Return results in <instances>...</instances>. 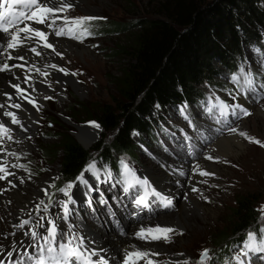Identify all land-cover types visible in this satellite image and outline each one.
Masks as SVG:
<instances>
[{"label": "rangeland", "instance_id": "obj_1", "mask_svg": "<svg viewBox=\"0 0 264 264\" xmlns=\"http://www.w3.org/2000/svg\"><path fill=\"white\" fill-rule=\"evenodd\" d=\"M156 3L157 0H71L66 4L70 7L63 8L64 13L58 11L60 17L57 18V22L51 24L50 18L46 17L44 24L51 25L49 27L52 30L56 31V26L62 25L68 32L65 36L59 37L52 31L55 37L65 38L77 44V49L62 51L60 55L65 74L72 72L79 87L66 82L64 91L63 89L60 91L52 84L54 92L49 94L51 97L47 105L41 109V125L36 134L30 136L29 142L33 149L26 150L18 156L22 161V166L18 168L26 171L31 185L37 184L43 178H56L41 201L20 208L19 213L28 210H32L33 213V218L25 221L27 223L24 222V226L29 228L26 230L23 227V230L27 231L30 237L40 234L33 250L40 248L42 243L50 239L53 224L57 225L54 237L59 241V246L64 244L67 237L76 239L75 233L78 232L76 226L80 225L82 227L98 224L105 226L106 232L113 230L125 235L136 222L176 213L184 202V196L189 199L186 193L171 195L162 188V193L169 194L174 200L173 208H161L156 197H153L155 203L151 211L144 207H135L126 193L132 177L152 181L141 171L154 166L163 172V169H167L165 164L167 160L164 156L186 163L202 159L208 162L207 169L198 172L209 174L204 175L202 180H195L206 190L201 191L194 183L190 185L189 176L184 189L185 192L192 193L194 201L198 200L201 208L193 207L191 204L190 212L183 224L170 228L172 231L167 233L169 236L163 232L153 231L150 234L160 237L153 239L147 230L159 228L146 226L147 228L141 227V230L147 233L144 235L148 238L142 239L139 231L135 234L136 240L141 243L153 241L155 244L165 245L169 253L163 252V257L176 256L171 259H160L156 264H253V260H264V251H253L246 246L248 243L245 246L240 244L231 246L229 242L231 238L229 222L234 206L238 198L248 194L256 197L257 228L254 227L253 231L257 230L262 235L258 246L264 241V232L261 231L264 229V146H261L264 145L263 48L245 47L246 62L240 66L244 74H241L240 69L234 73L223 69L225 72L223 75L213 76L203 83L200 88L205 94L206 102L202 105H184L180 109L172 108L168 112H162L160 123L166 129L174 131L173 136L165 135L162 127L158 125L153 137L146 136L141 139L136 136L135 149L129 153L121 152L119 157L122 166L118 173L124 172L123 180L117 176V180L114 181L113 176L109 177L96 164H89L75 180L66 181L61 178L59 143L62 135L69 133L79 140L77 135L81 134L80 129L89 135L97 129L94 122L100 124L98 119L100 111L119 98L115 82L122 76L124 66L131 60L130 55L121 49L131 42L134 29L132 27L137 26L139 21L156 16ZM86 17L97 19L83 25L74 23L75 20ZM28 22L26 24H29ZM102 25H113L118 28L123 25L125 28L121 31L109 29L103 34L102 30H97ZM21 27H25V24ZM85 28L87 31H84ZM247 74L251 76V86L244 78ZM233 76L239 79L234 81ZM52 77L55 78L54 75ZM54 83L58 84V80L54 79ZM244 110L250 115H244ZM3 128L0 127V133ZM231 128L237 131L231 132ZM240 132L246 133L251 140L241 136ZM115 134L116 130L102 128L98 138L88 148L103 137L106 143H110ZM234 134L239 136V141L232 137L223 139V136ZM255 140L261 143L253 142ZM53 149L56 153L51 156ZM90 165L93 167L90 168ZM68 185L72 187L68 188ZM187 201L191 203L190 200ZM65 204L68 208L67 213L64 210ZM30 206L32 208H27ZM209 208L213 209V213H210ZM134 212H137L135 217L132 216ZM31 225L33 227H30ZM41 228H44L46 233L38 231ZM15 231L19 229H13V226L8 228L11 236L16 234ZM165 235L168 237L167 240L164 239ZM79 241L81 243L80 239ZM81 245L83 250L96 253L93 248L83 243ZM205 250L208 253L207 257L202 255ZM28 252L29 249H26V253ZM224 252L225 256H221ZM26 253L24 252L22 256L20 252L18 256L3 255L0 259L7 258L6 260L12 264H25L30 255L27 256ZM123 255L124 252L120 254V260H123ZM126 256L128 254H125L124 258H127ZM220 258H223V261ZM130 260L131 264H137L141 258H135L133 262Z\"/></svg>", "mask_w": 264, "mask_h": 264}, {"label": "trees", "instance_id": "obj_2", "mask_svg": "<svg viewBox=\"0 0 264 264\" xmlns=\"http://www.w3.org/2000/svg\"><path fill=\"white\" fill-rule=\"evenodd\" d=\"M155 11V17L132 27L133 38L121 49L131 60L115 82L119 98L98 114L105 130H116L113 140L106 143L103 137L86 148L73 135H62L63 180L77 179L89 164L98 165L114 181L117 176L123 180L119 157L135 149L136 136L153 137L156 125L173 136L174 131L160 123L162 112L202 105L203 83L223 75V69L239 70L246 62V46L264 49V0H157ZM123 28L102 25L97 30L104 34ZM55 153L53 149L51 156ZM255 202L253 194L238 198L229 222L231 246H245L249 233L256 236L257 245L261 242V233L253 231Z\"/></svg>", "mask_w": 264, "mask_h": 264}, {"label": "bare ground", "instance_id": "obj_3", "mask_svg": "<svg viewBox=\"0 0 264 264\" xmlns=\"http://www.w3.org/2000/svg\"><path fill=\"white\" fill-rule=\"evenodd\" d=\"M69 1L42 0L43 4L54 9V13H40L39 15L44 16L45 19L46 17L50 18L49 23L53 24L60 17L58 9L64 8ZM60 11L63 12V10ZM28 21L31 22V20H27L18 28H24L21 26L25 24V27L31 26L32 28L43 31L47 36V43L51 44L52 48L44 47L45 41L39 37H35L33 33H28L27 36L25 33H20L19 40L21 45L17 46L20 48H8L6 45L11 42L9 35L0 32V69L5 64L8 65V69L4 73L0 71V105H2L0 107V125L4 127V130L7 129L6 133L8 135L6 138L0 137V167L3 169L0 171V177H5L3 181L0 180V257L3 255H8V257L18 256V252L22 256L24 252L26 253V249H29V252L26 253L28 256L34 250L40 251L41 247L45 248V243H42L40 248L33 250V246L39 241L38 236L40 234L37 233V236L32 235L30 237L27 231L24 232L23 230V227L26 230L29 228L24 226V222L33 218L32 210L24 211L23 213H19V210L27 206V204L34 205L41 201L56 178H43L37 184L31 185V182L28 181L26 171L23 168H18L22 166V161L18 156L26 150L33 149L29 142L30 136L35 135L41 125V109L47 105L49 97H51L49 94L54 92L52 84L60 91L62 89L64 91L66 82L77 86L79 85L74 80L72 72L65 74L66 70L62 67L63 59L60 55L62 51L69 52V50L77 49V44L65 38L59 39L55 37L52 32L55 30H52L48 24L41 25L38 23H29ZM27 22L29 24H26ZM16 29L10 31L14 33ZM32 48H35L36 52L31 51ZM37 52L40 55H37ZM20 56L23 59H17ZM36 69H39V71H36ZM60 69H64V71H60ZM41 73H46V75H41ZM53 75L55 78L52 77ZM54 79L58 80V84L55 85ZM14 85H19V88L23 91H17ZM24 97H27V99ZM29 101H32V103H29ZM17 104L20 105L19 108L15 107ZM9 112L15 114L16 119L20 122L19 124L12 123V117L6 115ZM80 133V139L88 148L93 144L95 138H98L100 130L97 128L89 135L80 129ZM223 137V139L232 137L239 141V136L235 134ZM164 158L167 160L165 163L167 169H163V172L154 166H150L144 168L141 173L148 176L147 178L152 180L161 189L163 188V190L169 191L171 195H181L183 193L188 195L189 199L184 196V202L179 206L180 208L176 213L170 215L164 213L165 215L163 217L161 215L151 220L138 221L139 223H135L134 221L135 226L128 229L125 235L113 230L106 232V227L98 224L94 226L92 224H82L84 225L82 227H80L81 225L76 226L77 231H80L79 234L78 232L75 233L77 241L80 243V239L85 246L93 248L96 251L97 257L103 258L107 264H124L123 262H127L130 259H132V262L135 261V258H141V261L139 263L137 262V264H156L160 259L176 258L173 255L163 257V252L167 251L166 254L169 253L167 246L155 244L153 241H144L141 243L136 240L135 234L141 231V227L146 226L170 229L182 225L190 212V205L193 204V207L200 206L198 200L194 201L192 193L185 192L184 190L187 176L190 177L188 178L190 185L194 183L195 187L201 191H205L206 188H203L195 179H203L204 175H201L198 171H205L208 162L201 159L194 161L193 164L179 161L180 159L178 161L170 160L166 156ZM194 167L195 169L193 170ZM187 200H190L191 203ZM27 208H32V206ZM209 211L213 213V209ZM12 226L13 229H19V231H15L16 234L13 236L8 232V228ZM30 227L33 226L31 225ZM47 227L51 228L52 225L51 227ZM38 231L46 233L44 228ZM166 235L168 234L166 233ZM150 236L155 237L154 234H150ZM122 252H124V255L128 254V256L124 258L123 255V260H120V254ZM134 252L145 253L146 255L137 256ZM130 253L133 255L130 256Z\"/></svg>", "mask_w": 264, "mask_h": 264}, {"label": "snow or ice", "instance_id": "obj_4", "mask_svg": "<svg viewBox=\"0 0 264 264\" xmlns=\"http://www.w3.org/2000/svg\"><path fill=\"white\" fill-rule=\"evenodd\" d=\"M5 2H7V0H5ZM33 6H35L34 10L31 11L26 17H25V13L24 12H20L19 13V17L20 18H26L28 20H35L39 24H44L45 23V17L44 16H40L39 14L40 13H45V14H53L54 13V9H52L50 7H47L45 4L37 3V0H25L24 7L32 8ZM64 7H70V5H66ZM58 10H63V8L58 9ZM7 11H9V10H6V14H7ZM93 19H97V18H94V17L79 18V19L75 20L74 23L78 24V25H83V24H87L88 22H90ZM0 20H4L5 24L12 23L13 25H15V19L5 20L4 17L0 16ZM49 26H51V25H49ZM84 31H87V29L85 28ZM2 33H6V34L9 35V38H10L11 42L7 43L6 46L8 48L17 47V45L20 43V40H19L20 33H25L26 36H27L28 33H33L35 37H39L40 39L45 41L44 47L52 48V45L47 43L46 34L43 31L39 30V29L32 28L31 26H26L24 28H17L14 33L10 31L9 27L4 26L2 28ZM54 34L57 35V36H60V35H65L66 33H65V30L63 28H60L59 30H56ZM31 51L36 52V49L32 48ZM36 54L40 55L39 52H37ZM57 55H59V53H57ZM17 59H23V57L20 56V57H17ZM53 67H55V65H53ZM7 69H8V65L5 64L3 66V68L0 69V70H7ZM36 71H39V69H36ZM60 71H64V69H60ZM240 72H241V74H244L243 68L240 69ZM41 75H46V73H41ZM244 78L247 81V83L251 86L252 85V79H251L250 74L245 75ZM232 79L235 81V80H238L239 77L233 76ZM14 87L19 92L23 91L22 89L19 88V85H14ZM24 98L27 99V97H24ZM49 99H50V97H49ZM29 103H32V101H29ZM0 107H2V105H0ZM15 107L19 108L20 105L17 104V105H15ZM221 107H225V106L221 105ZM237 107H239V106H237ZM209 111H211V109H209ZM243 114L244 115H250V113L247 112L246 110H244ZM6 115L12 117V123L13 124H19L20 123L16 119L14 113L9 112V113H6ZM95 126L99 127L98 125H95ZM0 127H2V125H0ZM230 131L235 133L237 131V129L231 128ZM5 132H7V129H5ZM239 134L241 136H245L246 138L251 140V138L247 137L246 133L240 132ZM9 138H11V137H9ZM253 142H255L257 144L261 143L259 140H255ZM261 146H264V145H261ZM209 159H212V157H209ZM89 167L91 168L93 166L90 165ZM2 170L3 169H0V171H2ZM125 170L127 171V166H125ZM208 174L209 173H203V172L201 173V175H208ZM3 178H5V177H0V179H3ZM136 183L137 184H141L143 186H147V184H148V182L146 180L141 181L139 179L136 180ZM71 187H72V185H68V188H71ZM193 190L194 191H198V189H193ZM156 195H159V194L157 193ZM161 199H165V198L161 197ZM144 202H145L144 197H141L140 199H138L136 201V203L138 205L139 204H144ZM168 205H171V200H166V206H168ZM64 210H65V213H67V211H68L67 204L64 205ZM25 223H27V222H25ZM55 227H56L55 224H53L52 225V235L53 236L55 235ZM153 231L169 233V232L172 231V229L165 228V229H155V230L154 229H148L147 230L148 233H152ZM261 231L264 232V229H262ZM139 235H140V237L142 239H147L148 238V237H146L144 235V230H141ZM152 238L153 239H159L160 237L156 236V237H152ZM45 239H47V237ZM164 239L167 240L168 237L165 235ZM248 241H249V243L246 245L248 248L252 249L253 251H264V241H262L261 245L258 246L257 245L256 236L254 234L249 233ZM81 243H82V241H81ZM60 247L62 249H66L67 250V256L65 258L64 264H76V262H79V264H84V259L85 258H84L83 252L79 251V249H80V245L79 244H77L74 247H72L71 246V242H69L68 245H60ZM92 255H96V253L93 252ZM129 255L131 256L133 254L130 253ZM135 255L142 256V255H146V254L137 252V253H135ZM202 255L204 257H207L208 256L207 250H205ZM245 255H247V253H245ZM41 264H43V261H41ZM88 264H91V261H89ZM98 264H106V261H104L103 258H99Z\"/></svg>", "mask_w": 264, "mask_h": 264}, {"label": "water", "instance_id": "obj_5", "mask_svg": "<svg viewBox=\"0 0 264 264\" xmlns=\"http://www.w3.org/2000/svg\"><path fill=\"white\" fill-rule=\"evenodd\" d=\"M94 123H95V125H98V126H99V127H97L99 130H102L103 127H102L100 124H98V123H96V122H94ZM77 137L79 138L78 141H79L83 146H85L84 143L82 142V140L80 139V136L77 135ZM95 140H96V138H95ZM85 147H86V146H85Z\"/></svg>", "mask_w": 264, "mask_h": 264}]
</instances>
